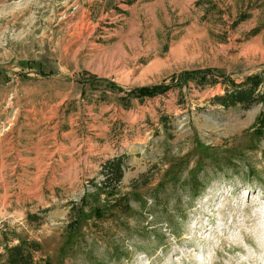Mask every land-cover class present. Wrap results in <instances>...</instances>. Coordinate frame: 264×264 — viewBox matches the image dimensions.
Wrapping results in <instances>:
<instances>
[{
	"label": "rangeland",
	"instance_id": "374dc122",
	"mask_svg": "<svg viewBox=\"0 0 264 264\" xmlns=\"http://www.w3.org/2000/svg\"><path fill=\"white\" fill-rule=\"evenodd\" d=\"M198 70L264 78V0H0V264H264V103L121 99Z\"/></svg>",
	"mask_w": 264,
	"mask_h": 264
},
{
	"label": "trees",
	"instance_id": "16d2710c",
	"mask_svg": "<svg viewBox=\"0 0 264 264\" xmlns=\"http://www.w3.org/2000/svg\"><path fill=\"white\" fill-rule=\"evenodd\" d=\"M258 33L259 30H256L252 35H257ZM183 79H191L197 85L202 87H213L217 85L224 86L225 93L216 96L215 99L225 108H232L238 105L250 106L257 103H264V92L261 91L262 88H264V78L261 75L249 76L244 81L237 83L235 80L226 76H217L210 70L182 72L179 75L173 76L169 84L161 83L151 86L136 87L127 92L126 96L121 99L124 101L125 107L129 108L133 99H151L164 95L177 87H182L180 82ZM100 82L110 85L112 91H115L116 93L121 91L114 83H108V81L105 80H100ZM259 124L260 128H258ZM255 134L258 136L264 134V115L257 119ZM123 165L122 158H115L105 165L104 180L101 182L100 190L107 191V189H111V182L121 181L123 177ZM112 195L114 194L112 193ZM30 247L34 249V251L39 250V245L34 242L31 244L21 242L15 246L8 247L6 252L7 261L5 264H51L50 261H36Z\"/></svg>",
	"mask_w": 264,
	"mask_h": 264
}]
</instances>
